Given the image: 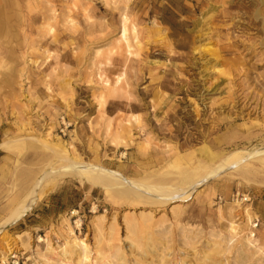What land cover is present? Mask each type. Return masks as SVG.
I'll return each instance as SVG.
<instances>
[{"label":"rangeland","instance_id":"rangeland-1","mask_svg":"<svg viewBox=\"0 0 264 264\" xmlns=\"http://www.w3.org/2000/svg\"><path fill=\"white\" fill-rule=\"evenodd\" d=\"M0 9V264H264V168L182 190L169 165L264 148V0H0ZM56 141L141 198L67 176L13 222L57 162L44 145ZM135 181L179 190L160 196ZM245 208L257 218L247 222Z\"/></svg>","mask_w":264,"mask_h":264},{"label":"bare ground","instance_id":"bare-ground-1","mask_svg":"<svg viewBox=\"0 0 264 264\" xmlns=\"http://www.w3.org/2000/svg\"><path fill=\"white\" fill-rule=\"evenodd\" d=\"M6 15L2 9H0V36L5 37L8 34L7 22L5 21ZM122 37L126 38V28L123 26ZM129 47V46H128ZM107 64H110V59L106 60ZM117 82L121 80V77L116 78ZM18 141H15V147H21V144H18ZM49 144V142H46ZM45 147L52 150L54 160L57 162L54 163L49 169H46L42 174L38 176L37 179H34L32 188L27 195V199L23 200L19 205V208L13 214L14 221L22 218L42 197L50 193L56 186L58 178H64L67 176H72L77 178L79 181L86 183L90 188L99 187L103 189L108 194H111L114 197L118 198H128V201L136 200L141 198L137 190L134 188H128L123 184L121 177L112 174L111 172L93 166L91 164H84L80 162L74 156L68 154V150L65 148L63 143H58L54 147L46 146ZM213 156L210 157L212 165L203 164L198 165L192 169H186L181 167L176 160L172 161L169 165L177 170L179 175V183L185 186L182 190L187 189L188 187L197 188L202 186L205 181L215 180L219 175L229 169H232L233 172H240L243 178H249L250 175L255 173H262L263 169L258 170L259 168H264V148L260 151L253 153L242 154L240 151L233 152L225 157H223L216 164L213 161ZM209 159V160H210ZM214 163H213V162ZM59 163V165H56ZM253 164H257L258 167H253ZM202 171L203 175H200L199 172ZM200 178V179H199ZM138 188H142L147 192L159 194L160 196H170L172 193L178 191L179 189H171L164 187L162 184L159 185H150L144 181L133 182ZM229 192V188H225V193ZM212 194H215V189H213ZM95 213V212H94ZM73 214H76L73 212ZM244 214L247 222H251L252 219H256V214L251 210V208H245ZM80 219L75 221L76 228L80 226ZM134 227L137 229V239L144 240L143 235L148 229V226L144 222L135 224ZM69 233L72 232L71 227L68 225ZM75 241V240H74ZM86 247L82 246V254L85 256Z\"/></svg>","mask_w":264,"mask_h":264}]
</instances>
